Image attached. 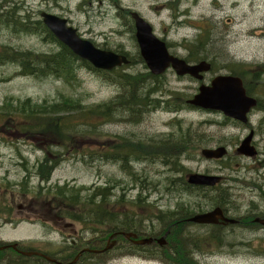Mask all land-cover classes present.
Listing matches in <instances>:
<instances>
[{"label":"rangeland","instance_id":"rangeland-1","mask_svg":"<svg viewBox=\"0 0 264 264\" xmlns=\"http://www.w3.org/2000/svg\"><path fill=\"white\" fill-rule=\"evenodd\" d=\"M5 2L19 3L20 10H16V14L20 17L26 16L27 11L31 12V22L41 20V11L51 10L57 15H65L84 39L101 49L118 50L128 55L131 59L129 62L132 63L120 66L118 72H149L134 39V22L129 15L127 18L129 11L137 13L152 26L154 35L167 43L171 54L188 60L194 51L197 55L192 57L196 62L204 58L212 63L216 73L220 70L221 62L233 66L247 64L246 62L264 64V0ZM44 36L37 33H16L0 26V49L4 46L15 51L33 53L59 51ZM19 71L20 68L15 62L0 64V106L11 99L52 102L63 96L79 99L84 104H96L106 102L122 91L118 84L101 77L102 74L86 69L76 72L75 88L53 78L23 76ZM208 73L204 76L211 75V72ZM198 84V81L190 77H177L172 70H168L160 77L157 86L160 92L151 97L152 100H162L160 105L164 108H153L143 116L140 114L137 123L123 118L102 125L100 130L103 138L77 139L76 142L81 147L78 149L80 153L71 151L65 155V159L53 171L49 182L41 185L53 187L68 183L94 189L111 186V202L114 203L112 209L115 212L134 214L133 219L131 215L129 219L137 223L141 220L138 219L139 216L143 219L141 226L135 227V232H130L137 234L138 238L150 237L156 240L167 233L163 246L154 241L139 250L130 249L136 247L129 242L133 238L126 239L120 234L110 235L108 227L100 228L98 230L105 231L102 235L105 238L101 243L103 248L90 249L102 251L106 246H111L107 250L111 253L105 259V264H264L263 245L244 247L237 242L241 240L238 232L231 229L226 231H234L236 234H228L230 240L227 239L223 244L195 241L199 247H184L188 250L184 262L173 256L178 248H183L188 237L204 238L210 233L208 226L211 224H198L189 220L207 207L213 208L216 206L214 203H217L216 198L207 195L201 185H193L188 190L181 182L189 174L199 173L201 167L202 150L198 133L205 116L198 111H191L185 104L188 98L198 93ZM250 86H256L263 94L264 77L253 76ZM261 99L264 101L263 96ZM175 101L182 106V110L175 112L166 108L168 104L175 105ZM179 128L182 129L184 138L183 148L181 146V150L176 151L181 157V168L174 171L175 169L162 165L156 157L155 161H149L152 153L158 154V149L151 148L152 143L162 140L167 134L174 138ZM188 130L194 131L189 142L185 141ZM123 138L130 142L121 145ZM43 145L36 141L16 139L14 129L10 127L7 130L0 125V243H4L0 247L17 242L21 244L19 249L23 251L31 248L36 252L55 253L67 250V243L61 239V235L69 240H74L78 235L85 237L82 232L85 227L82 224L77 223L70 227L69 224L76 222L55 217V207L47 204L44 194L37 201L33 199L31 192L40 184L34 170L44 157L43 149L39 148ZM116 145L123 146V152L130 149L140 156L146 155V158L140 162H130L125 172L119 163L104 162L99 157L94 161L87 156L83 157L88 152H108ZM28 174L30 177L27 178ZM121 195L116 203L117 196ZM137 196H140L141 205L137 202ZM239 198L241 202L238 204L246 207L249 198ZM49 199L47 201L50 203ZM230 202L232 204L231 198ZM224 206L225 203L222 207ZM113 241L115 244L111 245ZM84 248L89 249L86 246ZM92 254L100 255L103 252ZM79 255L63 263L71 264ZM105 257L106 255L103 258Z\"/></svg>","mask_w":264,"mask_h":264},{"label":"trees","instance_id":"trees-1","mask_svg":"<svg viewBox=\"0 0 264 264\" xmlns=\"http://www.w3.org/2000/svg\"><path fill=\"white\" fill-rule=\"evenodd\" d=\"M16 10H20V7L17 9V7L9 5L4 10H1L0 3V26H5L16 33L45 35L46 40L57 43L59 46L57 50L59 51L52 50L48 53H33L31 51H15L13 48L2 46L0 49V64L7 61L15 62L20 68V75L39 79L53 78L62 81L71 88L77 86L76 72L79 69H86L93 73L102 74L100 75L101 77L105 80L113 81L122 89L119 95L106 102L96 104H84L79 99L63 96L61 99L52 100V102L50 100L34 102L31 99H11L6 100L0 106V125L7 130L10 127L14 129L16 139H25L36 141L37 144H44L39 147L43 149L44 157L34 170L40 186L38 185L37 189L31 192L34 197L33 199L37 201L40 199V195L44 194L47 197L45 198L47 204L55 207V217L82 224L85 227V232L91 233L89 244L87 245L86 241L79 242L81 244L80 247L86 246L89 249L90 247L94 249L103 248L101 247V243L103 242V238H105V236H102L105 231L98 229L108 227L110 235L120 234L121 232L127 233L135 229V227L141 226V221L143 222L142 217H138L141 220H138L137 223V221L129 219L130 215L133 219L134 214L124 211L115 212L112 209L114 203L111 202V197H113L111 186L94 189L83 186L76 187L68 183L62 185L56 184L53 187L41 185L49 182L53 171L62 163L65 155L71 151L80 153L78 149L81 147L78 145L79 142H76L78 141L77 139L103 138L102 131L100 130L102 125L123 118L131 119L133 123H137L140 120V114L143 116L153 108H164L160 105L162 100L151 99L156 93L160 92L157 86L160 83L161 76H153L149 72L135 74L118 72V68H114L110 72L96 70L86 61L73 55L67 47L57 42L40 23L31 22L30 17L27 15L24 17L18 16ZM132 30L134 34V29L132 28ZM114 52L128 57L126 53L121 51L114 50ZM194 55L197 54H194L193 51L190 60L196 62V59L192 57ZM128 60L131 59L128 57ZM139 60L142 63V60ZM177 101H175V105L168 104L166 108L175 112L182 110V106ZM177 132L178 134L174 138L167 134L162 140L152 143L151 148L153 150L158 149V154L152 153L149 161H155L156 157L162 165L169 166L173 170L175 169L174 171L181 168V157L177 155L176 151L181 150V146L183 148L184 138L181 128ZM129 142L123 138L120 144L127 145ZM110 149L108 152L105 150L96 153L88 152L83 157L87 156L91 161L97 160V157H99V160H103L104 162L119 163L121 169L125 172H127L126 170H128L130 162H140L146 158V155L140 156L130 149H128L130 152H123V146L116 145ZM179 153L180 151H178ZM82 161L85 162L83 159ZM28 177H30L29 174L27 175ZM121 197L122 195L117 196L116 203L119 202ZM48 198H50V203L47 201ZM137 202L139 205L142 204L140 196H137ZM137 202L135 201L134 203ZM214 205L222 207L223 202L218 201ZM84 239L87 238L85 237ZM0 245H4V243H0ZM186 245H191L194 248L199 247L197 244L185 243L183 248H178V251L173 256L178 257V260L182 259L180 260L182 262L186 260V256L188 255V250L184 248ZM20 246L21 244L18 248ZM26 247L30 248L29 246ZM134 248L142 249L140 247L130 249ZM44 253L60 262L72 260L75 256V251H73L71 246H67V250L65 251ZM61 253L63 255L58 257V254ZM110 253V251H105L100 255H91L89 253L84 256L88 258H84L82 262L76 264H102ZM105 255L106 257L103 258ZM0 264L50 263L39 257H25L12 249H6L0 251Z\"/></svg>","mask_w":264,"mask_h":264},{"label":"flooded vegetation","instance_id":"flooded-vegetation-1","mask_svg":"<svg viewBox=\"0 0 264 264\" xmlns=\"http://www.w3.org/2000/svg\"><path fill=\"white\" fill-rule=\"evenodd\" d=\"M8 3L4 1L1 5V10H4ZM11 3L13 4V2ZM42 12L56 15L61 19L64 18L66 24L76 29L78 35L82 37L77 28L73 26L72 21L65 15H57L52 13L54 11L48 10L47 12H39V16ZM31 15L33 14L27 11V16L32 17ZM128 15H130V11ZM38 23L51 34L42 21L39 20ZM51 43L56 46V49H59L57 43ZM186 61L194 63L189 59ZM246 63L233 66L221 62L220 70L217 73L214 71L211 63V69L209 71L211 75L204 76L200 83L204 86H209L211 80L218 75H226L239 79L245 95L256 100V106L245 115V121L225 116L220 111L203 110L193 105L187 106L191 111H198L205 116L202 122L203 124L200 125V133H198L199 145L202 150L201 153L205 150H217L220 148H224L225 150L224 155L221 157L208 158L205 154H202V157H200V166L202 168L200 167L199 174L203 177L215 178L211 181L212 184L205 183L200 187L203 188L207 195L216 198L217 202L221 201L226 204L224 207L217 205L211 209L207 207L203 213L219 207L222 210L223 216L233 220L234 223L219 220L216 224L208 226V229H211V231L207 236L204 238L188 237L186 242L192 244L196 243L195 241H200L203 243L223 244L229 238L228 234L235 235V232H238V237L241 238V240L237 241L239 244L244 247L253 244L263 245L262 252L264 254V101L261 99V96L264 97V93L262 94L256 86H250L253 76H258L259 78L264 77V64ZM193 132V130L186 131V141L189 142ZM248 137L250 138L248 144L251 154L245 155L239 150V147ZM181 182L186 189L191 190L193 185H190L187 180ZM234 197H238V199ZM239 197L249 198L246 207L243 208L241 204H238L241 202ZM75 224L77 223H71L69 226L72 227ZM229 229L235 230V232L228 233L226 230ZM82 232L87 239H84V236L78 235L74 240H69L66 236L61 235V239L67 243L66 245L73 248L75 256L82 250L87 249L80 247L81 244L79 242H88L91 236L89 232L86 233L84 230ZM246 250L248 251V249ZM85 254L89 253H81L77 257L78 260L76 263L82 262L84 258L86 259L87 257H84ZM62 255V253L58 254V257ZM58 262L60 264H66L60 261Z\"/></svg>","mask_w":264,"mask_h":264},{"label":"water","instance_id":"water-1","mask_svg":"<svg viewBox=\"0 0 264 264\" xmlns=\"http://www.w3.org/2000/svg\"><path fill=\"white\" fill-rule=\"evenodd\" d=\"M43 24L54 35V37L66 46L73 55L81 60L88 62L94 69L101 71H111L114 68L128 65L130 62L125 55L117 54L110 50H102L97 48L91 41L82 39L76 33V30L66 25V20L61 19L53 14L42 12L40 14ZM134 24V39L139 48V54L149 73L153 76L163 75L166 71L172 70L177 77L190 76L191 78L201 81L203 75L207 73L211 66L206 61H200L197 64L190 65L184 59L171 54L167 44L160 38L154 35L152 26L146 22L137 13L130 14ZM188 104L199 107L203 110H217L224 115L245 121L246 113L256 105V101L244 95V90L241 86V81L237 78L229 76H216L212 79L210 86H199L198 93L188 101ZM249 137L239 147L240 151L245 155H250L251 150L248 144ZM225 153L224 148L216 150L203 151L208 158L220 157ZM215 178L203 177L199 174L189 176L188 183L191 185H204L205 183L212 184L211 181ZM209 181V182H208ZM219 220L227 223H234L233 220L223 216L219 207L213 210L196 214L189 221L198 224H216ZM126 239L133 238L131 243L135 246H144L157 242L159 246L165 243L167 233L159 238H144L138 239L133 233H122ZM114 235H112L113 237ZM111 237V238H112ZM115 241L111 245H114ZM17 243L10 244L11 247L23 256H38L50 263H56V260L36 251H21L16 248ZM111 246H106L102 251L84 249L82 252L101 253L110 249ZM6 247H0V250ZM77 257L71 262L74 264Z\"/></svg>","mask_w":264,"mask_h":264},{"label":"bare ground","instance_id":"bare-ground-1","mask_svg":"<svg viewBox=\"0 0 264 264\" xmlns=\"http://www.w3.org/2000/svg\"><path fill=\"white\" fill-rule=\"evenodd\" d=\"M226 116V115H225ZM229 117V116H228ZM232 118V117H231ZM234 119V118H233ZM222 211V210H221ZM223 214V213H222ZM99 250V249H98Z\"/></svg>","mask_w":264,"mask_h":264}]
</instances>
